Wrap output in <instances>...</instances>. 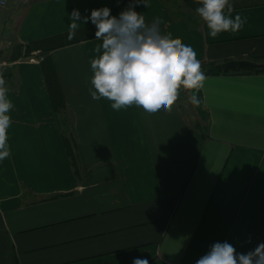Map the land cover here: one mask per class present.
Segmentation results:
<instances>
[{"label": "crops", "instance_id": "obj_1", "mask_svg": "<svg viewBox=\"0 0 264 264\" xmlns=\"http://www.w3.org/2000/svg\"><path fill=\"white\" fill-rule=\"evenodd\" d=\"M133 0H9L0 7V75L13 108L0 161V264H195L216 242L237 253L264 243V0H231L236 32L213 39L193 0L135 11L191 46L206 75L170 114L119 111L88 89L96 27L69 15Z\"/></svg>", "mask_w": 264, "mask_h": 264}, {"label": "clouds", "instance_id": "obj_2", "mask_svg": "<svg viewBox=\"0 0 264 264\" xmlns=\"http://www.w3.org/2000/svg\"><path fill=\"white\" fill-rule=\"evenodd\" d=\"M195 11L206 23L208 34L215 39L224 32L236 33L247 23V17L236 14L232 18L231 0H193ZM148 7V0H133L118 17L107 7L93 9L90 17H81L73 9L68 19V40L75 38L80 21L90 20L96 27V58L89 64L93 73L88 89L93 100L107 99L111 108L119 111L130 106L141 107L148 114L161 109L170 114L178 101L181 89L191 92L190 103L199 107L197 93L207 79L201 62L191 46L185 45L172 33L162 34L156 18L148 24L135 11V5ZM6 79L0 75V161L10 156L8 129L12 123L9 111L13 108L8 98ZM133 264H148L147 259L136 258ZM195 264H264V243L247 253H237L228 242H216Z\"/></svg>", "mask_w": 264, "mask_h": 264}, {"label": "trees", "instance_id": "obj_3", "mask_svg": "<svg viewBox=\"0 0 264 264\" xmlns=\"http://www.w3.org/2000/svg\"><path fill=\"white\" fill-rule=\"evenodd\" d=\"M187 3H190L191 0H185ZM264 71V65L254 63L249 60H239V61H229L223 66L216 67V73H228V72H262Z\"/></svg>", "mask_w": 264, "mask_h": 264}, {"label": "built area", "instance_id": "obj_4", "mask_svg": "<svg viewBox=\"0 0 264 264\" xmlns=\"http://www.w3.org/2000/svg\"><path fill=\"white\" fill-rule=\"evenodd\" d=\"M9 0H0V7H5L8 4Z\"/></svg>", "mask_w": 264, "mask_h": 264}]
</instances>
